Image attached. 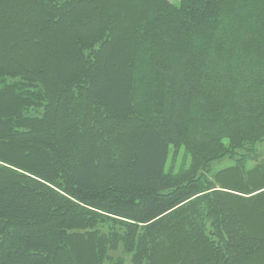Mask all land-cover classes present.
Wrapping results in <instances>:
<instances>
[{
  "label": "trees",
  "instance_id": "obj_1",
  "mask_svg": "<svg viewBox=\"0 0 264 264\" xmlns=\"http://www.w3.org/2000/svg\"><path fill=\"white\" fill-rule=\"evenodd\" d=\"M260 145L264 0H0V264H264Z\"/></svg>",
  "mask_w": 264,
  "mask_h": 264
},
{
  "label": "rangeland",
  "instance_id": "obj_2",
  "mask_svg": "<svg viewBox=\"0 0 264 264\" xmlns=\"http://www.w3.org/2000/svg\"><path fill=\"white\" fill-rule=\"evenodd\" d=\"M170 2H173L175 4H179V0H169ZM258 150L260 153H262L264 155V145H260L258 146ZM178 155H176V157L174 159H171V161H169L170 164H175L176 165V169H178L183 163L187 164L189 162V158H186L185 156H183L182 154H184V150L181 149L180 151H178ZM175 154L172 153V158ZM233 163L231 162L230 159H225L222 162H218L215 163L213 165V168L215 170H219V169H223L225 167H228L230 165H232ZM254 164L250 163L248 165V168L253 167ZM95 231V237L96 239H98L99 235L105 234L107 239L104 242H107L108 240H110L111 234L107 231L106 227H101L98 229L97 226H95L94 228ZM109 234V235H108ZM105 254H107L108 256L112 257L111 260H109L112 264H116V263H121L124 262V264H131V256L129 254H126L124 252V248L123 245L120 244L119 248L117 249L116 247H111L106 248L104 250V256ZM108 260L104 261V264H110Z\"/></svg>",
  "mask_w": 264,
  "mask_h": 264
}]
</instances>
